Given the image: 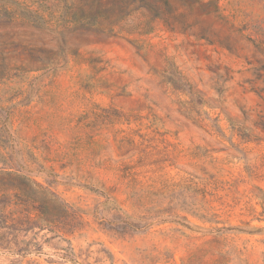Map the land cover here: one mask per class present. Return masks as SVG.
<instances>
[{"label":"rangeland","instance_id":"obj_1","mask_svg":"<svg viewBox=\"0 0 264 264\" xmlns=\"http://www.w3.org/2000/svg\"><path fill=\"white\" fill-rule=\"evenodd\" d=\"M0 264H264V0H0Z\"/></svg>","mask_w":264,"mask_h":264}]
</instances>
